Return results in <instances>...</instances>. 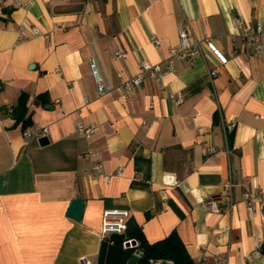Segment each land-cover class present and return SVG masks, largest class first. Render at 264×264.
I'll return each mask as SVG.
<instances>
[{
  "label": "crops",
  "instance_id": "0c3cea01",
  "mask_svg": "<svg viewBox=\"0 0 264 264\" xmlns=\"http://www.w3.org/2000/svg\"><path fill=\"white\" fill-rule=\"evenodd\" d=\"M259 22L264 0H0V264H98L108 208L129 210L150 243L176 232L194 264H264V204L250 211L244 200L264 190V52L242 38ZM31 26L50 37L20 38ZM179 27L201 52L167 70ZM94 55L112 87L105 94ZM143 61L159 74L119 91ZM22 93L26 128L7 112ZM220 111L235 122L227 136ZM80 122L95 128L90 138ZM43 127L45 146L24 134ZM98 161L109 182L93 175ZM74 198L86 201L80 222L67 216Z\"/></svg>",
  "mask_w": 264,
  "mask_h": 264
},
{
  "label": "built area",
  "instance_id": "2783aa9c",
  "mask_svg": "<svg viewBox=\"0 0 264 264\" xmlns=\"http://www.w3.org/2000/svg\"><path fill=\"white\" fill-rule=\"evenodd\" d=\"M232 23L235 27L242 28L245 25L244 20L240 16H235L232 19ZM63 27V26H61ZM65 27V26H64ZM43 35L45 37H50L49 33L43 32L37 26H31L29 28H22L19 30V37L26 38L30 36H38ZM179 36H180V45L177 47H173L170 49V55L167 58L166 62V69L172 70L174 68V63L178 59H189L192 57L197 56L201 52V41L197 38H190L189 33L186 31L185 28L179 27ZM242 38L244 39L245 43L253 49L255 53H262L264 52V22H259L252 25L245 33H243ZM203 41L207 44L209 48H211L214 53L220 58L222 62H226L225 55L215 46V43L205 35ZM154 42L157 45H160V41L157 38H154ZM119 57H125L126 54L121 52L118 54ZM89 65L92 71V75L94 80L97 84L99 94H105L112 90V87L109 85L100 60L97 55H94L89 59ZM60 71V68L56 69ZM160 72V69L157 65L152 64L149 61H143L140 65L138 73L135 75L123 79L121 83L117 86L119 91L125 93H132L137 88H140L146 78L148 76L156 77ZM218 74L216 69L212 70V75ZM172 98L176 100L177 103L182 101V97L180 95L171 94ZM8 114H13L14 107L9 106L7 108ZM220 122L223 124L226 136L229 132H231L235 127V122H226L221 111H220ZM77 130L81 134H83L86 138H90L94 132L95 128L87 127L84 123L80 122L77 125ZM49 132L48 127H43L39 130L34 131H26L24 134L29 138H40L42 136L47 135ZM209 151H214L213 147L209 148ZM87 156L97 158L99 157L98 153L95 151H89ZM121 173V169L118 171ZM93 175L94 176H101L105 182H109L111 180V174L105 173L103 171V165L100 161H98L93 167ZM164 181L167 183H177V180L172 175H166ZM233 184L231 181L226 183L225 189L228 193H231ZM261 200L264 204V190L257 191V192H246L244 194V200L248 205V209L250 211L255 210L256 208V200ZM206 207L208 210L218 212L220 209L217 205V202L213 199H209L206 203ZM129 218L130 212L127 209H118V208H108L103 211L102 214V228H101V239L103 240L105 237L112 235V234H123L127 231L129 227ZM263 238L259 240L258 243V252L262 248V243L264 241V216H263ZM224 231H229L230 226L224 227ZM126 247H137L139 242L136 239H129L124 242ZM128 245V246H127ZM139 253V252H138ZM80 261L82 264H95L91 259H88L86 256H81ZM151 264H175L174 261L169 259H157L151 260Z\"/></svg>",
  "mask_w": 264,
  "mask_h": 264
},
{
  "label": "trees",
  "instance_id": "16d2710c",
  "mask_svg": "<svg viewBox=\"0 0 264 264\" xmlns=\"http://www.w3.org/2000/svg\"><path fill=\"white\" fill-rule=\"evenodd\" d=\"M26 102L27 95L22 93L14 109L17 122L22 121L24 128L30 123L29 118L25 119ZM129 239H136L139 245L126 247L124 242ZM159 258L172 259L176 264H194L176 232L163 240L150 243L142 228L136 222L130 221L125 233L112 234L102 240L98 264H151V260Z\"/></svg>",
  "mask_w": 264,
  "mask_h": 264
},
{
  "label": "water",
  "instance_id": "95a60500",
  "mask_svg": "<svg viewBox=\"0 0 264 264\" xmlns=\"http://www.w3.org/2000/svg\"><path fill=\"white\" fill-rule=\"evenodd\" d=\"M39 142L42 146H45L49 144L50 140L47 135L42 136L39 138ZM86 206V201L83 198H74L67 211V216L70 218H73L74 220L80 222L83 219L84 210ZM264 212V207H263ZM128 246V245H127ZM263 252H264V246H263Z\"/></svg>",
  "mask_w": 264,
  "mask_h": 264
}]
</instances>
